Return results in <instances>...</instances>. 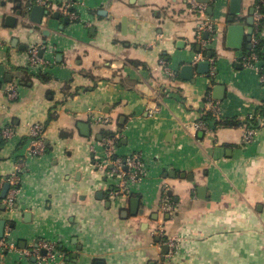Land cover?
<instances>
[{
    "label": "crops",
    "instance_id": "0c3cea01",
    "mask_svg": "<svg viewBox=\"0 0 264 264\" xmlns=\"http://www.w3.org/2000/svg\"><path fill=\"white\" fill-rule=\"evenodd\" d=\"M66 1L48 0L51 9L35 23L27 0H0V198L21 169L14 204L0 205L16 243L0 264H54L36 256L41 239L55 243L56 264H264V82L241 63L246 36L238 47L227 40L231 17L248 26L253 0H240L238 13L231 0L205 2L218 30L207 50L189 0H69L75 20ZM17 3L22 14L10 26L5 17ZM33 44L43 47L42 67L27 66ZM201 51L212 56L197 59ZM209 58L208 71H199L197 62ZM208 94L219 101L218 119L255 120L250 142L246 123L193 128ZM34 123L44 129L37 155L28 152ZM108 130L116 156L137 152L151 163L128 195L111 194L118 178L104 150ZM167 238L176 241L169 255Z\"/></svg>",
    "mask_w": 264,
    "mask_h": 264
},
{
    "label": "built area",
    "instance_id": "2783aa9c",
    "mask_svg": "<svg viewBox=\"0 0 264 264\" xmlns=\"http://www.w3.org/2000/svg\"><path fill=\"white\" fill-rule=\"evenodd\" d=\"M217 0H209V2H215ZM41 4L44 5L46 9H51V6L48 0H27L26 10L29 11L33 4ZM207 3L200 2L198 0H189V6L191 10L198 11L200 15V20L196 25L195 34L197 41L200 42L203 50L209 49L212 45H214L218 30L217 27L212 21V19L207 14ZM253 12V24H252V33L250 43V50L247 54L241 55V63L244 67L252 68L258 72L259 78L262 82H264V64L259 60L257 52L254 50V46L259 42L260 39H264V0H253L252 4ZM63 10L66 11L69 15L70 20H75L78 18V13L74 11L71 7V2L68 0L63 5ZM88 23V22H85ZM89 24V23H88ZM207 34L204 37V34ZM43 49L41 44H33L30 46L28 50V62L27 66L29 68L34 67H42V65L46 64L44 58L39 54V51ZM252 50V51H251ZM205 58L204 51L199 52L197 55V59ZM210 63H213V60L209 58ZM160 65L163 67L166 74L172 76L173 71L170 69L168 64L164 59H160ZM213 71L211 70V74ZM11 90L10 96H14L15 93ZM205 111L211 112L214 117L220 118L221 110L219 106V101L215 100L208 94L206 98ZM96 122H108V118L98 117L94 119ZM208 127V121L204 120L202 117L197 119L193 123L194 129L204 130ZM43 126L40 123H34L30 126V136H29V144H28V152L29 154L37 155L41 154L45 149V143L43 139ZM2 135L5 139H10L13 135L12 129L9 127H4L2 129ZM255 134V129L251 125L246 126V133L244 136L245 142H250L253 139ZM116 137L108 136L104 142V150L106 157L112 162V174L118 178L116 186L111 190L112 196L116 197L119 195H128L130 194L134 186L137 185L141 181V179L148 173L151 169L148 160L145 157L137 152H133L127 154L125 157L121 158L115 155V146H116ZM20 171L21 169L18 167L17 171L14 172L11 176L8 177L9 189L4 198H0V205L3 203L5 207L10 208L15 200L17 195L20 192ZM165 190V189H164ZM163 190V191H164ZM163 207L166 210H172V205L168 203L166 200L163 202ZM158 234L164 236L165 230L163 227H158ZM166 245L168 246V251L166 254L173 253L176 245V241L174 238L165 239ZM16 249L15 241L11 240L8 237V226L4 227V233L0 237V259L10 251H14ZM44 249L46 251L45 254H40L39 250ZM35 254L37 257H41V259H46L54 264L58 263L59 256H62L56 248L55 243L41 239L37 242V245L34 248ZM31 254V251L23 250L20 251L21 256L27 257Z\"/></svg>",
    "mask_w": 264,
    "mask_h": 264
},
{
    "label": "water",
    "instance_id": "95a60500",
    "mask_svg": "<svg viewBox=\"0 0 264 264\" xmlns=\"http://www.w3.org/2000/svg\"><path fill=\"white\" fill-rule=\"evenodd\" d=\"M198 1L209 2V0H198ZM17 6H18V9L14 12V14H9V15H6V17H5L7 24L10 26H14L17 22L18 16H20L22 14V10L20 9V3H17ZM211 9H212V7L209 6V10H211ZM29 11H30L29 12V18L35 23H40L43 15H47L49 12L48 9H46L44 5L37 4V3L33 4ZM239 11H240V0H231V12L232 13H238ZM252 12H253V8L251 7L250 11H249V15L246 17V23L248 26L243 25L241 23H235L233 17H231L229 19L230 25L227 28V40H228V43L230 45L237 46V47L240 46L244 36H246V39L248 42L250 41L251 33H252V24H253ZM57 14H58L57 12L54 13L55 16H57ZM247 47H250V43H248ZM43 52H44L43 49H41L39 51V54L42 56ZM207 56L211 57L212 52L209 51L207 53ZM209 65H210V61L208 59V60L198 61L196 66L198 67L199 71L206 72V71H208ZM180 70H181L184 77H187V78L192 77V74H193L192 65L185 64L181 67ZM216 89H222V86H218ZM216 96L219 97V95H216ZM79 127L82 129L83 134H85V135L89 134V126L86 123H80ZM181 175L184 176L183 173H181ZM8 188H9V182H6L4 184L3 189H2V193H1L2 197L6 196V192H7ZM138 200H139V198L133 197L131 199V202L133 203V205H135L138 202ZM4 207L5 206L3 204L2 208H4ZM133 212H135V210H133ZM5 223H6L5 219L0 218V237L4 233ZM167 251H168V246L165 244L162 247V253L166 254ZM41 252H42V254L46 253V251L44 249H41ZM71 256L75 257V254L72 253ZM70 264H73V263H70Z\"/></svg>",
    "mask_w": 264,
    "mask_h": 264
},
{
    "label": "trees",
    "instance_id": "16d2710c",
    "mask_svg": "<svg viewBox=\"0 0 264 264\" xmlns=\"http://www.w3.org/2000/svg\"><path fill=\"white\" fill-rule=\"evenodd\" d=\"M262 44H263V39H260L259 42L253 47L254 50L257 52V55H258V58L260 61H262L264 55H263V52L261 51L262 49ZM250 50V47H247V49L245 50V54H247ZM252 51V50H251ZM205 55H207V52H204ZM263 104V103H262ZM262 110L264 111V105L262 107ZM202 118L206 121H210V120H213L215 122V124H230V125H237V124H248V125H252L254 126L256 124L255 120L253 121L250 120V119H246L245 121H238L236 120L234 117L232 118H227V119H224L223 117H221V119H215L214 115H212L211 112H208L206 111L204 115H202ZM113 133L110 132L109 130L107 131V135L111 136ZM59 248V247H58Z\"/></svg>",
    "mask_w": 264,
    "mask_h": 264
}]
</instances>
